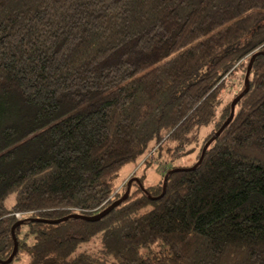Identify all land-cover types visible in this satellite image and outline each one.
<instances>
[{"label":"trees","instance_id":"1","mask_svg":"<svg viewBox=\"0 0 264 264\" xmlns=\"http://www.w3.org/2000/svg\"><path fill=\"white\" fill-rule=\"evenodd\" d=\"M21 220L11 264H264V0H0V261Z\"/></svg>","mask_w":264,"mask_h":264},{"label":"rangeland","instance_id":"2","mask_svg":"<svg viewBox=\"0 0 264 264\" xmlns=\"http://www.w3.org/2000/svg\"><path fill=\"white\" fill-rule=\"evenodd\" d=\"M195 147H197V146H195ZM191 149H192V147H191ZM154 154L155 153L152 152V154L149 157H147L143 161H140L137 165L131 164V165L125 167V169L122 171V178H121L119 190L127 182H128V188H129V184L131 187L132 181H135V179H137L139 181L138 178L140 176H143V177L145 176V178H144L145 179V185L147 187L160 183L163 176L166 174V171L168 170V168L170 169L172 167H174V168L188 167L191 164H193L194 161L196 160L197 156H198L197 155L198 150L196 152H194L193 154L189 155L188 157L184 158L183 160L170 161V163L162 162L161 164L155 163L153 166H144L145 161L147 163L150 162L151 159L153 158ZM135 174H136V176L133 177ZM131 179H132V181H131ZM135 182H137V181H135ZM27 261H28L27 258L21 257V258L17 259L13 264H27Z\"/></svg>","mask_w":264,"mask_h":264},{"label":"water","instance_id":"3","mask_svg":"<svg viewBox=\"0 0 264 264\" xmlns=\"http://www.w3.org/2000/svg\"><path fill=\"white\" fill-rule=\"evenodd\" d=\"M244 96V94H241L233 103H232V111H231V115L230 117L228 118V120L225 122V124L221 127V129L217 132V134L211 139V141L215 140L226 128L227 126L231 123V121L233 120L234 118V115H235V107H236V104L240 101V99ZM208 147V145H207ZM207 147H205L204 151H203V154L201 156V159L199 161V163L202 162V160L204 159L205 157V152H206V149ZM198 163V164H199ZM135 181L138 182L137 179H135ZM129 192H130V184H129V188L125 194V196L117 201V202H114L111 207L107 208L106 210L96 214V215H71L69 216V218H78V219H81L83 221H86V222H91V223H95V222H99L101 219H103L104 217H106L111 211L113 208H116L118 207L129 195ZM164 195V193H163ZM66 218L64 219H60V220H55V221H50V220H40V219H31L32 222H41V223H47V224H58L62 221H64ZM27 220H21L20 222H18L16 225L13 226L12 228V235H13V238H14V250H13V253L12 255L9 257V259L7 261H0V264H11L14 260V258L16 257V255L18 254V250H19V243L17 241V238L15 236V230H16V227L18 226H21L22 224H24Z\"/></svg>","mask_w":264,"mask_h":264}]
</instances>
